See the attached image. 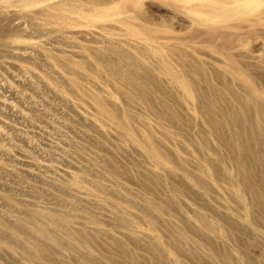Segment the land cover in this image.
Masks as SVG:
<instances>
[{
  "label": "rangeland",
  "instance_id": "rangeland-1",
  "mask_svg": "<svg viewBox=\"0 0 264 264\" xmlns=\"http://www.w3.org/2000/svg\"><path fill=\"white\" fill-rule=\"evenodd\" d=\"M199 1L0 0V264L264 259V19Z\"/></svg>",
  "mask_w": 264,
  "mask_h": 264
},
{
  "label": "bare ground",
  "instance_id": "bare-ground-1",
  "mask_svg": "<svg viewBox=\"0 0 264 264\" xmlns=\"http://www.w3.org/2000/svg\"><path fill=\"white\" fill-rule=\"evenodd\" d=\"M182 1L187 2L188 0ZM199 2V6L208 16L216 14L221 18L230 17L245 22L248 16L253 14L255 18H253L254 22H252V25L255 27L260 26L262 24L261 20L264 19V9L255 11L254 3L250 0H233V5H229L228 1L223 0H200ZM213 4L215 6L210 7ZM208 19L209 18H206V21ZM240 114H244V119ZM232 116L234 119V127H232V129L237 141L235 144L234 140V145L239 149L242 163L244 164L246 186L255 199V204L253 203L251 205V209L256 206L258 207L256 210L257 215H255L257 217L254 216L253 218H255V220L264 219V181H262L264 177V139L261 141L263 144L259 146L261 149L257 148L258 144L254 141L256 134H260L264 138V111L260 112L257 122L248 124L247 127H245V122L249 120V114L246 111L242 112L236 109L232 112ZM223 125L224 123L221 122L220 126ZM219 253L216 252L215 255ZM245 261L246 264H264V259H253L247 255H245ZM156 264L169 263L162 259H158ZM197 264H207L206 259H198Z\"/></svg>",
  "mask_w": 264,
  "mask_h": 264
}]
</instances>
